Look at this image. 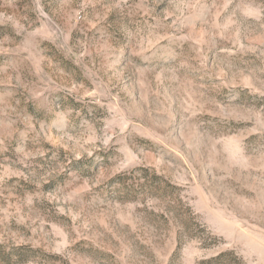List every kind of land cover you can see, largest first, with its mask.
Returning a JSON list of instances; mask_svg holds the SVG:
<instances>
[{"label":"rangeland","instance_id":"374dc122","mask_svg":"<svg viewBox=\"0 0 264 264\" xmlns=\"http://www.w3.org/2000/svg\"><path fill=\"white\" fill-rule=\"evenodd\" d=\"M0 264H264V0H0Z\"/></svg>","mask_w":264,"mask_h":264}]
</instances>
